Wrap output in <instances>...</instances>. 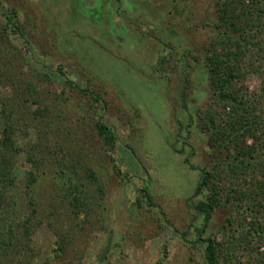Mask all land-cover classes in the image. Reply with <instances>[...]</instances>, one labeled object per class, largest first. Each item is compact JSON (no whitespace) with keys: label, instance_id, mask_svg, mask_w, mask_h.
I'll return each mask as SVG.
<instances>
[{"label":"rangeland","instance_id":"obj_1","mask_svg":"<svg viewBox=\"0 0 264 264\" xmlns=\"http://www.w3.org/2000/svg\"><path fill=\"white\" fill-rule=\"evenodd\" d=\"M223 1L0 0L1 108L14 114L15 176L4 190L15 221L3 216L14 226L12 239L0 227V264H207V237L226 241L232 216L251 222L225 205L201 233L195 209L206 194L196 193L200 168L224 156L198 115L210 101L207 62L226 29ZM259 59L242 76L257 93ZM98 120L112 129V147ZM30 170L39 175L28 194ZM73 180L83 185L79 209ZM30 196L41 221L19 241ZM260 246L253 255L239 248L229 264H254Z\"/></svg>","mask_w":264,"mask_h":264},{"label":"trees","instance_id":"obj_2","mask_svg":"<svg viewBox=\"0 0 264 264\" xmlns=\"http://www.w3.org/2000/svg\"><path fill=\"white\" fill-rule=\"evenodd\" d=\"M256 3L259 4V0L222 2L218 9L219 20L222 25H226V29L220 33L221 39L217 40V44L215 42L213 45L212 55L207 62L210 101L203 110L198 111V115L201 126L210 133L212 146L224 156L215 160L210 167L200 168L196 193L206 192L205 200L195 205L204 220L200 232L206 231L213 214L225 205L251 219V222L246 223L232 216L228 219L226 241H219L217 237L204 240L207 264H229L239 248L253 255V247L258 252L260 244L264 243V76L259 93L250 91L242 82V76L255 66L257 59H264V41L261 40V31L257 29L264 8ZM2 68L0 64V71ZM182 100L185 106L184 96ZM4 103L0 96V227H5L10 234L5 237L12 239L15 216L4 210L9 206H4V202H11L4 190L14 186L15 182L9 155V151L14 148L11 139L14 114L7 108H1V105L7 104ZM192 118L190 113L189 119ZM96 129L104 144L112 147L115 140L112 129L100 120L96 122ZM30 161L34 162L32 156ZM38 175L33 170L27 172L28 194ZM90 177L94 178L92 175ZM70 184L69 190L75 194L71 203L77 209L85 206L81 198L83 185L75 180ZM27 201L32 213L19 225V241L29 238L32 225L34 228L41 221L37 216L36 198L30 196ZM6 215L13 220L7 219L5 225L6 221L3 223L2 220ZM5 233L0 231V235ZM11 243L6 245L10 247ZM257 244L259 247H256ZM258 255L253 257L254 264H264V252Z\"/></svg>","mask_w":264,"mask_h":264},{"label":"water","instance_id":"obj_3","mask_svg":"<svg viewBox=\"0 0 264 264\" xmlns=\"http://www.w3.org/2000/svg\"><path fill=\"white\" fill-rule=\"evenodd\" d=\"M110 245H111V237L108 238L107 243H106V245H105V247H104V249H103V251L99 257L100 261H102L105 258L106 254L110 248Z\"/></svg>","mask_w":264,"mask_h":264}]
</instances>
